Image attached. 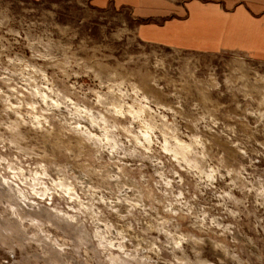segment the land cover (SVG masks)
Wrapping results in <instances>:
<instances>
[{
  "label": "clouds",
  "instance_id": "9594fccd",
  "mask_svg": "<svg viewBox=\"0 0 264 264\" xmlns=\"http://www.w3.org/2000/svg\"><path fill=\"white\" fill-rule=\"evenodd\" d=\"M222 2L0 0V264H264V0Z\"/></svg>",
  "mask_w": 264,
  "mask_h": 264
},
{
  "label": "crops",
  "instance_id": "0c3cea01",
  "mask_svg": "<svg viewBox=\"0 0 264 264\" xmlns=\"http://www.w3.org/2000/svg\"><path fill=\"white\" fill-rule=\"evenodd\" d=\"M191 2L192 0H183L182 3L180 2V0H170V3H172V7L182 10L177 12H168L166 10L154 9H148L144 11L143 15L146 17V19L141 21L136 26L141 37L143 38L152 34L174 31L175 26L178 23L187 20L191 16ZM201 2L214 3L215 6L218 7L222 12H228L227 4L222 2V0H201ZM241 8L247 11V7L243 3L238 4L236 8L232 9V11L236 12ZM185 13L187 14L185 15ZM154 15H158L159 20L152 19L151 17ZM253 18L255 19L256 17Z\"/></svg>",
  "mask_w": 264,
  "mask_h": 264
},
{
  "label": "rangeland",
  "instance_id": "374dc122",
  "mask_svg": "<svg viewBox=\"0 0 264 264\" xmlns=\"http://www.w3.org/2000/svg\"><path fill=\"white\" fill-rule=\"evenodd\" d=\"M65 7H71V5H65Z\"/></svg>",
  "mask_w": 264,
  "mask_h": 264
}]
</instances>
